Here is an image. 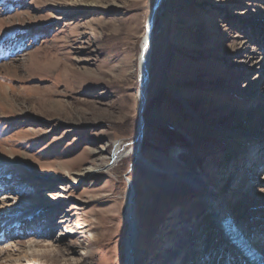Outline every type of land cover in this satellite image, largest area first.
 <instances>
[{
    "label": "rangeland",
    "instance_id": "obj_1",
    "mask_svg": "<svg viewBox=\"0 0 264 264\" xmlns=\"http://www.w3.org/2000/svg\"><path fill=\"white\" fill-rule=\"evenodd\" d=\"M154 2L0 0V151L24 161L0 168V206L10 203L0 218L20 216L24 222L19 234L4 228L0 254L21 249L1 264L21 256L23 264H39L38 257L54 254L52 241L72 244L68 257L83 264H126L128 179L137 192L141 264H247L212 216L203 215L199 206L205 205L192 203L191 193H169L133 155L112 173L88 172L111 155V142L135 145L138 59ZM263 7L264 0H166L154 31L144 154L159 164L155 151L184 144L189 133L196 154L202 151L206 175L227 171L217 185L229 193L231 211L245 205L252 182L264 181V167L252 165L258 156L249 159L250 149L234 158L221 135L193 128L180 95L203 120L225 129L234 127L230 113L258 109L256 101L264 100V60L257 64L264 59V12L257 10ZM231 40L236 45L226 55ZM254 119L245 123L247 132L261 129L258 123L252 127ZM255 133L261 140L253 147L260 140L264 149V133ZM230 141L239 147L243 139ZM256 169L259 175H248ZM250 221L243 223L253 227L256 246L264 228ZM35 251L38 260L24 258Z\"/></svg>",
    "mask_w": 264,
    "mask_h": 264
},
{
    "label": "bare ground",
    "instance_id": "obj_2",
    "mask_svg": "<svg viewBox=\"0 0 264 264\" xmlns=\"http://www.w3.org/2000/svg\"><path fill=\"white\" fill-rule=\"evenodd\" d=\"M165 1L166 0H155L150 10V14L146 22L145 33L141 41L142 42L141 43V53L138 59V65L140 68V78H139L140 90L138 91L139 124H138L137 133L135 136V140H136L135 145L133 146L131 145V147H129V145H127L125 141L118 140V139L111 142L110 146H108L109 154L111 155H109V157L104 156L103 160L101 161L102 163L100 165L90 166L88 168V172H92V173L100 172L103 169V172L112 173V170L116 166H118V164H120L121 161L124 160V158L130 157L131 155H133V161L136 164H139L140 166L147 169L150 175H152L153 177H156L157 181H159L158 183L162 184V186L167 191H169V193H172L174 195H177V194L179 195L180 193H183V194L191 193L192 195L190 197H192V200H193L192 203H195L197 201V205H200V203L202 205H205L204 209H201V206H199L200 210L205 211L203 215L210 214V216H212L213 220L216 221L217 226H220L223 229L222 231L228 243L230 244V247L232 248L235 247V251H239V254L242 257L244 258L247 257L246 255L248 253L252 254V256L254 255L259 256L258 258H256V260H250L249 258H246L245 261L247 262V264H264V236L258 237V242H257V245L255 246V244H252L251 242V239H250L251 232H249L250 230L252 231L253 227L252 228L250 227L251 229L250 228L248 229L247 227H245L243 223L245 221H249L250 219L251 221L249 222V225L252 223L253 224L256 223L257 225H261L264 228V188H262L264 181L260 183L258 181L252 182L250 184L252 186L248 190L247 192L248 195L246 196V199L244 200L245 205L243 206L242 204L241 206L240 204L237 203L235 206V209L231 211L229 207V199H228L229 193L227 191L219 190L220 186L217 185L219 183L218 180L224 179V175L228 174L227 171L223 172L219 169L217 170L215 169L211 171L212 174L210 176H208V174L206 175L205 173L206 165L202 163L199 157L201 156L202 151L201 150L198 151L199 156L196 154L195 144L193 145V142H192L194 138L189 133L184 134L186 137L184 144L174 145L170 149H167V151L166 149H163L161 151H158V150L155 151L154 154L156 158L158 159L159 164L153 162L150 158H148L144 154L143 142H144V138L146 135V123H147L146 118H145V110L148 104L147 100H148V95H149L148 88L150 84V68H151L154 31H155V25L157 22L158 15H160L161 9ZM257 11L264 12V7ZM257 11L248 10L247 12L255 13ZM262 20L264 21V19ZM153 21H154V25L151 28V22ZM235 45L236 43L233 40H231L230 43L228 42L227 44H225L224 54L231 55L232 53H230V50L234 48ZM243 45H245V43ZM244 56H245L244 59H249L252 57V55L250 54H244ZM261 58L262 56H260V58L257 60V64H261L263 62L264 59L261 60ZM147 70H148V73H146ZM146 76L148 77V79ZM255 81L253 80V82L246 83L244 84V86H247L248 84L251 85ZM222 87H224L222 88V90L228 89L227 84H224ZM3 94L5 95V93ZM243 94H246V93L243 92ZM2 98L0 97V100H2ZM180 98L183 100L186 108L190 110V116L188 117H190L189 121L191 122V124L193 122V124L191 125L193 128L199 127V129H202V130L204 129L202 131L204 135H207V134L213 135L215 133H217L218 135H221L224 140L221 138L220 139L223 141H227L225 149H228L229 155H232L234 158H236L240 152L244 153L245 150L247 151V149H250L249 156H248L249 159H250V155L251 157L258 156L257 159L254 158L256 160L255 162H253L252 165L255 164V167L257 169H259L260 167H264V149L260 150V147L258 145L261 140V137L255 133V132L264 133V100L263 99L256 101L257 103H259V107L257 110H253V111L242 110V112L240 113L239 112L230 113L229 115L230 117L228 119L229 121L231 120V123L234 125V127L225 129V127H219V126H216L212 123H209L203 120L195 112V110L191 107L190 101L188 98H183L181 95H180ZM253 118H255L254 119L255 123L252 127L254 128L255 124L257 123L260 125L262 124V127L260 130H257L258 128L256 129L255 127V129L252 130L253 132H249V131L247 132L244 129V125L245 123H249V121ZM224 124L226 125L225 122ZM187 128L189 129L190 127L187 126ZM194 135H197V134H194ZM258 138H260L258 144L253 147V143L258 141L256 140ZM231 139L232 140L233 139L235 140L243 139V142H239V143H242L240 144L239 147H237L238 145L232 146V143L230 141ZM18 164H21V165L24 164V161H22L20 157L15 156L14 154H7V153L4 154V152L0 151V168L2 167L3 170L4 169L7 170L9 169L8 167L11 168V166H17ZM257 169L255 173L253 174L251 173L248 175L249 176H252L255 174L259 175L260 173L259 174L257 173ZM262 169L263 168H260V170ZM263 175L264 174H262L260 177H263ZM217 177H220V178H217ZM1 179H2V175H0V180ZM2 182L4 183V178L2 179ZM130 186L128 187L129 191L126 197V214H125L127 227H128V233L126 234V238L124 240L125 252H126L125 254L126 264H141L143 261L144 255L141 253V248L139 247V244L137 242L138 235H141L139 234L140 232L139 223L140 222H139V217L137 213V208H138V203L136 199L137 192L132 182ZM3 188L6 189L9 187L3 186ZM216 190L218 191V194L217 195L215 194L214 196H210L209 192L210 191L215 192ZM253 194L254 196H252ZM201 199L203 201H201ZM1 204L2 205L0 206V209L4 207L6 208L10 205L9 201L2 202ZM165 209L167 208H162L160 212H163ZM160 212L156 214V218L159 216ZM198 213L202 214V212H198ZM60 218H61L59 220L60 223H63V221L67 222L66 217H60ZM11 220L12 219L9 217L0 218V231H4L3 237L6 236V232L4 228L6 229L7 227H11L8 225L12 223H14L13 226H15V223H18V224L20 223L21 226L18 232L22 231L21 229L24 224V222L22 221V217L15 216L14 219L12 221ZM48 222H53L54 224V219L51 217L50 220H48ZM81 226L82 225L78 226V228L81 229ZM88 226L90 225H86L85 227H88ZM90 232H91L90 233L91 237L95 240L98 234L95 231H93V229H91ZM51 243H52L51 244L52 246H55L54 254L51 256L43 255V256L38 257L39 259L41 258L39 264H83V262L80 259L75 260V259L68 257L69 251L73 250L72 244L63 245L61 244V241H57L56 244H55V241L54 242L52 241ZM180 248L181 246H179V249L177 248L176 251L177 252L182 251ZM20 249L21 248H15L13 251L18 252L20 251ZM165 250L166 249H163L162 251L163 254ZM13 251H7L5 253L6 256L4 255L2 256V254H0V264L3 263L2 261L4 260L8 261V258L11 257L10 255H12L11 253ZM34 253L36 254L35 255L25 254L24 258H26V260H31V259L38 260L36 256H39V254L37 253V251H35ZM21 257L18 260L11 259L12 261L10 260L8 264H23V260ZM162 257H163L162 254L160 256H154L152 261L154 259L158 261V259L159 258L161 259ZM219 264H227V263L226 261H223L221 259L219 261Z\"/></svg>",
    "mask_w": 264,
    "mask_h": 264
},
{
    "label": "water",
    "instance_id": "obj_3",
    "mask_svg": "<svg viewBox=\"0 0 264 264\" xmlns=\"http://www.w3.org/2000/svg\"><path fill=\"white\" fill-rule=\"evenodd\" d=\"M153 25H154V21L153 22H151V28L153 27ZM146 73H148V70L146 71ZM145 73V74H146ZM147 77V76H146ZM147 79H148V77H147ZM131 185V182H130V180L128 179V187ZM131 187V186H130Z\"/></svg>",
    "mask_w": 264,
    "mask_h": 264
}]
</instances>
